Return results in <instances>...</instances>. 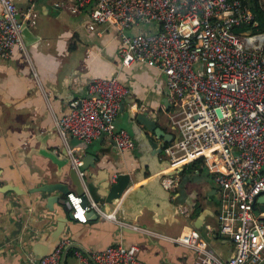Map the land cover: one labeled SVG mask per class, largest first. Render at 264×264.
Segmentation results:
<instances>
[{"label": "crops", "instance_id": "crops-1", "mask_svg": "<svg viewBox=\"0 0 264 264\" xmlns=\"http://www.w3.org/2000/svg\"><path fill=\"white\" fill-rule=\"evenodd\" d=\"M14 2L28 55L19 47L10 58L0 55V264H37L38 254L54 250L63 238L68 242L64 264H79L76 249L99 250L117 242L138 245V256L148 264H192L194 250L169 238L190 228L198 229L215 253L231 256L235 246L219 232V193L208 164L179 167L175 189H164L155 176L172 166L160 168L166 157L149 142L162 139L142 123L138 131L129 118L132 111L146 112L171 134L168 139L176 140L161 70L143 62L123 66L119 26L93 23L90 6L73 10L75 0ZM29 6L32 17L26 19ZM109 76H118L130 88L114 128L127 129L135 147L121 152L106 133L91 142L75 136L63 142L55 117L86 93L92 78ZM68 147L85 162L83 188L104 210L115 212L117 220L99 214L86 222L75 220L61 200L66 194L43 189L59 183L82 190L79 175H71ZM141 169L144 175L135 178ZM120 173H130L131 183L109 204L107 190ZM180 204L190 206L188 216L177 212Z\"/></svg>", "mask_w": 264, "mask_h": 264}, {"label": "built area", "instance_id": "built-area-1", "mask_svg": "<svg viewBox=\"0 0 264 264\" xmlns=\"http://www.w3.org/2000/svg\"><path fill=\"white\" fill-rule=\"evenodd\" d=\"M0 5V55L10 58L17 47L28 55L17 5L14 0H0ZM86 6L93 23L120 25L123 66L143 62L164 74L172 107L169 119L178 130L176 140L163 148L165 159L179 168L204 157L219 193V232L233 241L235 251L221 257L205 245L196 228L169 238L194 250L192 264H261L264 211L257 214L254 203L264 192V30L257 29L258 19L249 4L245 0H75L72 9ZM24 16L32 17L30 6ZM129 92L118 76L92 78L86 93L73 98L67 110L55 117L62 141L75 136L91 142L106 133L119 151L133 149L136 143L128 130L114 128ZM66 150L71 166L83 178L82 157L71 147ZM174 176H162L166 189H175L179 178ZM66 199L75 220L86 222L91 210L117 220L115 212L104 210L86 190L69 191ZM178 209L187 216L191 212L187 204ZM67 243L63 238L37 264H60ZM138 252L136 244L117 242L99 250L76 249L75 255L79 264H148Z\"/></svg>", "mask_w": 264, "mask_h": 264}, {"label": "water", "instance_id": "water-1", "mask_svg": "<svg viewBox=\"0 0 264 264\" xmlns=\"http://www.w3.org/2000/svg\"><path fill=\"white\" fill-rule=\"evenodd\" d=\"M113 21H115L114 18H111ZM120 28V25L117 24ZM24 26V23H23ZM129 118L133 121V126L135 128H137V130L139 131L138 128V123H142L144 124L149 130L151 131H155L157 136L159 138L162 139L161 143H158L155 139L153 138H149L152 144V147L155 149L158 148V150H156V153H161L163 151L164 146L166 145V143L172 141V139H168L167 135H170L168 132H166L163 128L159 127L157 125V121L151 117L148 116V114L146 112L143 111H135V112H131L129 114ZM161 163V162H160ZM170 166V161L169 160H164V163H161L160 168H164V166ZM83 166H85V162L81 165V168H83ZM77 170L75 168L72 169L71 171V175L73 177H77ZM166 172H161L160 174H156V180L158 183H160V180L162 179V176L165 174ZM176 173H179V169L178 168H172L171 170H168V172L166 174L169 175H174ZM140 175H144L143 170H139L138 173H136V177L135 178H140ZM130 176H132L130 173H120L118 174L117 177V181L115 183H112L111 186L108 188L106 196H105V201L109 204H113L114 202H116L123 194V192H125L127 190V188L129 187L130 183H131V179ZM78 184L80 185V187H82V190H78L77 193L79 194H83L85 192V188H83L81 181H80V176H78ZM62 183V182H60ZM161 186L166 189L163 184L161 183ZM43 189L48 190V191H54L55 189H59L61 190L64 194H67L70 190V188L65 185V184H59V183H55V184H48L45 185L43 187ZM167 190V189H166ZM63 201V203L66 204V208L68 210L69 215L71 216V210H70V204L69 201L65 198V199H61ZM84 203H87V198L84 196ZM178 209V208H177ZM254 210L255 212L258 214L260 211H264V192L262 194H260L257 198L256 201L254 203ZM177 212H179V209L177 210ZM92 215V216H91ZM87 216L91 218L97 217L98 214L94 211H88ZM67 249L65 248L63 251V255H62V259H61V263L60 264H64L65 263V259L67 257ZM53 250L46 252V253H40L38 254V259H40L42 256H45L47 254H50Z\"/></svg>", "mask_w": 264, "mask_h": 264}, {"label": "trees", "instance_id": "trees-1", "mask_svg": "<svg viewBox=\"0 0 264 264\" xmlns=\"http://www.w3.org/2000/svg\"><path fill=\"white\" fill-rule=\"evenodd\" d=\"M249 4L250 10H252L253 13H255L257 19H258V27L259 30H264V0H245ZM196 163H199V165L206 166L204 157H200L198 159H195L191 161L190 165H196Z\"/></svg>", "mask_w": 264, "mask_h": 264}, {"label": "rangeland", "instance_id": "rangeland-1", "mask_svg": "<svg viewBox=\"0 0 264 264\" xmlns=\"http://www.w3.org/2000/svg\"><path fill=\"white\" fill-rule=\"evenodd\" d=\"M126 31H128V30H126ZM168 96V95H167ZM205 164H206V162H205Z\"/></svg>", "mask_w": 264, "mask_h": 264}]
</instances>
